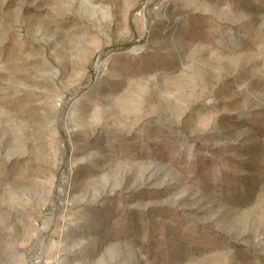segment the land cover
<instances>
[{"label": "rangeland", "instance_id": "rangeland-1", "mask_svg": "<svg viewBox=\"0 0 264 264\" xmlns=\"http://www.w3.org/2000/svg\"><path fill=\"white\" fill-rule=\"evenodd\" d=\"M0 264H264V0H0Z\"/></svg>", "mask_w": 264, "mask_h": 264}]
</instances>
